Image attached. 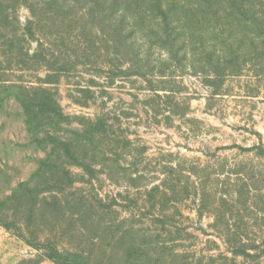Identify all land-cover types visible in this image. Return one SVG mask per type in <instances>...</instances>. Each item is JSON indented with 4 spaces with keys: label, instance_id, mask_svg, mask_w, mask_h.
<instances>
[{
    "label": "rangeland",
    "instance_id": "rangeland-1",
    "mask_svg": "<svg viewBox=\"0 0 264 264\" xmlns=\"http://www.w3.org/2000/svg\"><path fill=\"white\" fill-rule=\"evenodd\" d=\"M261 143L264 0H0V264H264Z\"/></svg>",
    "mask_w": 264,
    "mask_h": 264
},
{
    "label": "trees",
    "instance_id": "trees-1",
    "mask_svg": "<svg viewBox=\"0 0 264 264\" xmlns=\"http://www.w3.org/2000/svg\"><path fill=\"white\" fill-rule=\"evenodd\" d=\"M167 24H169L168 20L166 19L165 21ZM167 34L170 33V30L167 29ZM169 35V34H168ZM258 149V154L260 155H264V144L261 143L257 146ZM4 226H8V225H4ZM45 251H48L49 253H51V257L55 258V259H59V260H70V258H73L75 256H79V251H70V250H64L63 252H59V250L53 246V244H51L50 242L48 243V245H46V247H42ZM85 254L82 253V256L84 258V260H88L87 256H84Z\"/></svg>",
    "mask_w": 264,
    "mask_h": 264
}]
</instances>
